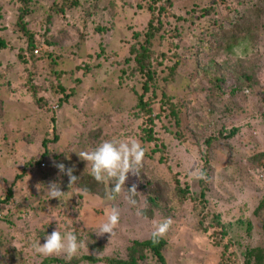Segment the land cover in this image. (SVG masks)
Instances as JSON below:
<instances>
[{
	"label": "rangeland",
	"instance_id": "rangeland-1",
	"mask_svg": "<svg viewBox=\"0 0 264 264\" xmlns=\"http://www.w3.org/2000/svg\"><path fill=\"white\" fill-rule=\"evenodd\" d=\"M80 1L83 7L65 11L66 16L64 15L63 18V15L58 14L59 12L55 13L58 0H31L32 11L25 17L24 22H27L28 31L33 33L38 46L37 50L43 58L35 62L36 71L27 70L25 73L23 66L17 60V54L23 53L28 47V38L15 25L19 4L16 0H0V38L6 44L5 49L0 51V62L6 68L5 84L0 86V95L5 104L3 128L8 135L7 147L0 150V194L11 184L13 178L22 172L21 168L27 161L43 157L42 140L52 134V126L48 118L51 111L48 108L58 110V105L50 93L52 85L47 79L48 76L43 75L52 72V63L55 57L61 55L66 59V64L59 65V67L63 69L62 72H67L64 79V83L68 87L67 92H70V88H74V94L69 104L63 105L56 112L57 127L53 133L58 136V141L50 143L49 154L41 158V163H44L45 166L41 167L40 163V167H36L34 170L28 169L22 179L13 186L14 194L11 203H14V208L19 210L20 218H12L7 211L2 214V219H10L11 222L5 226L0 222V264H41L44 256L35 254L30 244L23 247V256L16 254L14 245L16 243L19 247L23 246L28 236L33 244L41 239L42 234L55 229L62 234L65 231H73L78 240L84 242L86 247L82 248L76 257L88 252L97 257L104 255L122 257L128 243L134 239L148 238L154 231L155 225L168 218L161 216L155 206L147 201L146 193L143 190L137 191L136 208L143 209L146 203L147 208L144 213H147L148 216H137L133 207H130L124 200V194L118 196L114 201H109L106 198L82 193L83 197L79 201L76 194L82 191L75 185L64 192V189L69 186L68 177L60 173L53 165V161L63 162L66 157L62 155L64 150L68 145H73L75 150H70V154L67 155L69 159H73L70 166H75L74 172L77 174H80L82 169L90 171L87 162L79 157L81 151L90 150L81 147L79 142L87 143L92 148L99 144V140L101 143L102 139H139L140 126L143 122L136 116L137 110L134 109L137 93L140 92L139 86L135 80L120 79L119 69L124 65L115 68L114 64L116 58L117 60L123 59L131 45H136L135 33L145 31L148 20V15L143 10L145 1L105 0L106 2L103 4L107 7V11H103L93 18L86 17V13L89 12L87 10L91 8L89 0ZM184 6V3H177L175 12L183 13ZM96 25L106 26L109 28L108 33L98 34L95 29ZM171 25L173 28V19ZM47 34L51 37L56 36L60 40L67 36V39L62 43L61 49L50 47L45 43V40L50 39ZM82 34H85L86 39L83 43L84 49L83 47L79 50L74 49L73 45ZM187 35L189 37L185 39L184 43L190 39V34ZM99 44L105 46V52L109 59L105 60V57L102 56L101 60H96L95 54L100 50ZM245 44L235 48L230 57L221 56L213 60L202 58L200 69L204 68L212 73L216 72L218 75L220 72L221 74L224 72L232 78L238 76L239 73L241 74V70L236 66V60L244 59L245 51L249 50L248 44ZM262 50L264 52V42H262ZM89 54L94 56L89 64L96 66L100 63V67L95 70L94 74L83 76V81L79 85L75 80H78L82 74L79 71L77 73L76 67L84 61L87 62ZM192 69L193 66L189 69L184 68L182 75L177 79V84L169 87L170 94L188 95L193 98L188 103L190 109L187 110L186 118L184 117L189 122L184 127L187 134L192 132V123L204 122L198 120L201 118L197 116V113H201V111L196 112L193 108H198L199 104L204 106V101H206L205 98H202L203 95L197 91L199 87L206 85V77L201 72L190 75ZM25 74L28 75V78ZM187 79L190 89L195 87L197 90L185 89ZM27 84L30 90L27 88ZM34 86L38 89L33 90ZM27 90L32 91L27 92ZM34 92L38 95L37 99L42 97L48 102V105L41 106L42 109L36 108L35 106L38 105L36 98L33 97ZM198 95L201 97L194 98ZM154 111H158V105H155ZM98 130H101L98 140L90 139L89 132ZM194 131L198 134L201 133L198 128ZM213 133H216V130ZM256 136L255 140L263 147L264 126ZM188 137L190 141L183 145L184 150H182L165 136V141L169 146L163 153L166 162L162 166L157 162L162 153H156V155L152 153L155 158H149L146 153L151 154L152 144L146 145L144 161L148 159L147 164L155 170V175L171 178L176 172L186 169L187 177L190 178L192 171L201 168L196 154L191 150L193 142H201V135H197L196 139L190 134ZM238 141L241 145L240 143L236 145L227 143L225 147H219L216 154L217 165L215 164L216 166L213 167L214 172L210 178L211 189L207 196L211 213L219 212L220 214L224 213L223 210L228 209L231 212L229 215H233L236 219L241 216L250 219L253 226L251 233L247 234L245 226L237 227L236 220L231 219L230 216H223L228 222L227 225L229 224L231 227V231L228 233L235 240L236 249L242 248L245 251L246 241L250 248L257 246L264 248L261 222L258 217L252 214L261 193L264 192V163L262 169L254 168L245 159V141ZM190 165H192L191 168ZM138 178L139 176L129 174L125 182L131 185L140 184ZM191 180L196 182L192 178ZM50 182L58 183L60 190L64 192L59 200L49 199L47 187ZM113 207H116L120 212V221L114 234L110 236L105 233L97 236L95 232L98 230V226L106 220ZM188 207L189 205L186 204L181 213L175 214L173 217L169 216L172 218L173 224L164 237L167 242L164 252L166 264H217L221 249L214 248L201 232L196 231L197 222ZM93 235L97 237L94 238ZM44 242L40 241L39 243L43 244ZM90 242L93 244L99 242L102 245V250L96 252ZM53 257L68 260L64 256ZM235 264L252 263L246 262L244 256L239 255Z\"/></svg>",
	"mask_w": 264,
	"mask_h": 264
},
{
	"label": "trees",
	"instance_id": "trees-1",
	"mask_svg": "<svg viewBox=\"0 0 264 264\" xmlns=\"http://www.w3.org/2000/svg\"><path fill=\"white\" fill-rule=\"evenodd\" d=\"M16 1L19 6L15 25L28 38V47L23 53L17 54V60L23 66V71L27 73V70H35V62L43 57L39 55L33 33L28 31L27 22H24L25 17L32 11L31 0ZM144 1L143 10L148 15L145 31L135 33L136 45H131L123 59L117 60L116 58L114 64L115 68L124 65L119 69L120 79L135 80L139 86L140 92L137 93V101L134 106V109L137 110L136 116L143 121L140 126L139 139L144 148H147L146 145L152 144L151 154L146 153L149 158L153 159L156 153H162L157 159L158 164L162 166L166 162L163 153L169 146L165 141V136L173 141L172 143L176 147L184 150L183 145L188 144V141H190L189 134L195 139L197 135H201V142H193L191 150L196 154L195 156L198 158L201 168L207 175V180L192 182L191 177H187L186 169L176 172L171 178L158 177L155 175V170L147 164L148 159H146L139 174L140 184H136V190H143L146 193L147 201L155 206L157 212L163 217H173V215L181 213L185 205L188 204V209L197 222L196 231L201 232L214 248L221 249L217 264H235L239 255H243L244 260L248 263L264 264V248L258 246L250 248L249 243L246 241L245 251L242 248L236 249L235 240L228 233L231 231V227L229 224L227 225L228 222L223 216H230L231 219L236 220L237 227L245 226L247 234L251 233L253 226L250 219L242 216L236 219L233 215H229L231 212L228 209L223 210L224 213L220 214L219 212L211 213L207 196L211 189L210 178L214 172L213 167L217 165L216 154L219 147H225L227 143L236 145L240 143L238 140H244L245 159L254 168H263L264 146L262 147L261 143L255 140V137H257V132L264 126V52L262 50V42H264V0ZM89 2L91 8L87 10L89 12L86 13V17L93 18L99 13L107 11V7L103 4L106 2L105 0H89ZM177 3H184L185 5V10L181 14L175 12ZM80 7H83L80 0H58L55 13L59 12L58 14L63 15L64 18L65 11ZM172 19L174 20L173 28L171 25ZM95 29L98 34L104 32V35L109 31L106 26L96 25ZM187 34H190V39H187V43H184L185 39L189 37ZM84 36L85 34H82L79 40L76 41L73 45L74 49L79 50L83 47L86 40ZM48 37L50 39L45 40L46 45L59 49L62 48V43L67 39V36L61 38V40L56 36ZM243 43L248 44L249 50H246L245 47L244 51L246 50L249 53L245 51L244 59L239 58L236 60V66L241 70V74L239 73L238 76L232 78L224 72V74L220 72L218 75L216 72L212 73L202 67L205 71L200 69L202 58L213 60L221 56L230 57L233 55V50ZM157 46L159 48H156ZM5 47V41L0 38V51ZM64 49H67V47H64ZM99 49V52L95 54L96 60H101L102 56L105 57V60L109 59L103 44H99ZM87 56V62L84 61L76 67L77 73L79 71L82 74L78 78L76 73L78 80L75 81L79 85L83 81V76L94 74L95 70L100 67V63L96 66L90 65L89 62L94 59V56L90 54ZM66 62V59L61 55L55 57L52 63V72L43 75L48 76L47 79L52 85L50 86V93L58 105V110L63 105L67 106L74 94V88H70V92H67L68 87L64 83L67 72H62L63 69L59 67V65L64 66ZM191 66H193V69L190 75L201 72L206 77L204 87L201 86L198 90L195 87L190 89L187 79L185 88L197 90L203 95L202 98L206 99L204 106L199 104L197 105L198 108H193L196 112L201 111V113H197V116L201 118L198 120L204 121L192 123V127L194 129L198 128L200 134L195 132L193 128H191L192 132L187 134L186 128L184 129L189 123L184 119L187 110L190 109L188 103L193 98L188 95L178 96L169 93V87L177 84V79L182 75L184 68L189 69ZM0 69L1 86L5 84L6 74V68L2 65V62H0ZM26 78H28V75ZM27 88L30 90L28 84ZM35 89L38 88L34 86L33 90ZM29 90L27 92L32 91ZM37 96L36 93L33 94V97L36 98ZM196 97L201 96L198 95L194 98ZM36 103L40 107H35L39 109L48 105V102L43 100L42 97L36 98ZM155 105H158L157 112L154 111ZM4 109L5 104L0 95V150L8 145V135L3 128ZM48 109L51 111L48 118L51 122V136L53 137L51 138L48 135L42 140L43 157L49 154V144L58 141V136L53 133L57 127L56 112L58 110H51L50 107ZM215 130L216 133H213ZM88 135L90 139L98 140L101 130L90 131ZM104 140L106 139H102L101 142ZM98 143H100V140ZM78 144L87 150L96 147L91 148L83 142ZM72 146L68 145L62 155L67 156L70 154V150H75V147ZM43 157L41 156L38 160L32 158L27 161L25 166L21 168L22 172L17 174L6 190L0 194V222L4 226L11 222L10 219H2V214L6 211L10 213L12 218H20L19 210H16L14 203H11L14 194L13 186L22 179L23 174L28 169L34 170L36 167H40L39 164ZM72 160V158L66 159L65 157L64 161L60 163H63L67 168L71 167ZM73 175L80 177L76 184L79 190L82 191L76 194L79 201L83 197L82 193L106 198V193L110 189L109 184L97 183L86 169H82L80 174L73 172ZM131 186V184L125 182L124 187L126 190ZM70 187L64 189V192ZM263 193H261L256 206L252 210V214L260 220L264 233ZM133 211H136V208H133ZM144 215L148 216L147 213H144ZM50 233L42 234L41 239L38 241H45V237ZM29 239L28 236L27 241L21 247L15 243L14 247L17 255L23 256V247L28 244L32 246V241ZM166 243L164 238L160 239L158 243H153L150 233V236L146 239H134L128 243L124 248L125 253L122 257L119 255L97 257L88 252L71 260L59 259L53 256L44 257L41 264H166L164 255ZM90 244L96 252L102 250V245L99 242L94 244L90 242Z\"/></svg>",
	"mask_w": 264,
	"mask_h": 264
},
{
	"label": "clouds",
	"instance_id": "clouds-1",
	"mask_svg": "<svg viewBox=\"0 0 264 264\" xmlns=\"http://www.w3.org/2000/svg\"><path fill=\"white\" fill-rule=\"evenodd\" d=\"M145 148L138 138L128 139H111L104 140L90 151H81L79 157L87 162L90 166L89 175L97 183H107L110 185L109 191L106 193V199L114 201L118 196L124 194V200L133 208H136L137 201L135 199L137 190L133 184L131 188L125 189V181L128 175L139 176L143 168L145 158ZM68 157L66 156V159ZM53 165L68 177L69 186H75L80 177L73 175L75 166L65 167L63 163L53 161ZM191 178L194 180H207V175L202 168H197L191 172ZM49 199H60L64 192L60 190L58 183L50 182L48 187ZM147 208H136V215L143 216ZM120 221V212L113 207L106 220L98 226L95 232L97 236L108 233L114 234V230ZM173 224L171 217L165 218L162 222L155 225L154 231L151 233L153 243H158L164 238ZM86 247L83 241L78 240L77 235L73 231H65L63 234L55 229L45 237V242L40 244L35 241L32 244V250L35 254L50 257L64 256L71 260L77 256V253Z\"/></svg>",
	"mask_w": 264,
	"mask_h": 264
},
{
	"label": "built area",
	"instance_id": "built-area-1",
	"mask_svg": "<svg viewBox=\"0 0 264 264\" xmlns=\"http://www.w3.org/2000/svg\"><path fill=\"white\" fill-rule=\"evenodd\" d=\"M45 166V164L44 163H41V167H44Z\"/></svg>",
	"mask_w": 264,
	"mask_h": 264
}]
</instances>
